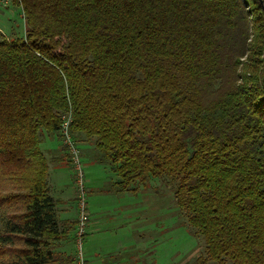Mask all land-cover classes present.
<instances>
[{"label": "trees", "instance_id": "16d2710c", "mask_svg": "<svg viewBox=\"0 0 264 264\" xmlns=\"http://www.w3.org/2000/svg\"><path fill=\"white\" fill-rule=\"evenodd\" d=\"M11 3L24 36L0 31V264H76L79 220L48 185L67 149L40 147L65 121L114 174L103 192L170 190L202 239L194 264H264L261 1Z\"/></svg>", "mask_w": 264, "mask_h": 264}, {"label": "rangeland", "instance_id": "374dc122", "mask_svg": "<svg viewBox=\"0 0 264 264\" xmlns=\"http://www.w3.org/2000/svg\"><path fill=\"white\" fill-rule=\"evenodd\" d=\"M264 7V0H260ZM0 31L6 37H23L24 20L21 10L11 0H4L0 5ZM264 58V53L262 54ZM46 137L41 149H68L62 136ZM73 139V137H72ZM74 140V139H73ZM80 151L86 189V223L82 252L88 264H194L203 249L201 238L190 233L181 222L182 213L175 210L169 195V189L153 186L137 194L125 193L123 196L103 192L114 182V174L108 167L94 163L89 149L92 142L74 140ZM66 151L65 159L61 157L62 166L49 168L48 185L51 195L58 199L57 211L60 220L73 221L78 218L79 210L75 194V172ZM62 155V154H60ZM68 160V161H67ZM67 161L68 166H64ZM110 211V212H106ZM8 210L0 207V232L3 231ZM90 222L95 223L92 235L89 233ZM77 228V226H76ZM74 226L70 234L74 235ZM76 236V234H75ZM88 236V237H87ZM60 244V242H59ZM64 250L74 255L77 253L76 242L70 241Z\"/></svg>", "mask_w": 264, "mask_h": 264}, {"label": "built area", "instance_id": "2783aa9c", "mask_svg": "<svg viewBox=\"0 0 264 264\" xmlns=\"http://www.w3.org/2000/svg\"><path fill=\"white\" fill-rule=\"evenodd\" d=\"M68 122L65 121L63 123V127L61 130L62 135V141L64 142L65 146L68 148V154L70 157V163L73 167V170L75 172V183L77 186V206L79 210V216L78 220L79 223L77 225L76 230V264H84V255L82 252V244H81V237L85 233L86 230V199H85V187H84V174H83V168L82 163L80 159L79 150L76 148L73 139L68 133L67 130Z\"/></svg>", "mask_w": 264, "mask_h": 264}, {"label": "crops", "instance_id": "0c3cea01", "mask_svg": "<svg viewBox=\"0 0 264 264\" xmlns=\"http://www.w3.org/2000/svg\"><path fill=\"white\" fill-rule=\"evenodd\" d=\"M58 149H50L49 151H57ZM62 163H63V161L60 163V164H53V166H52V168H55V167H59L60 165L62 166ZM49 177H50V174H49ZM106 212H110V211H106ZM91 224H90V227H89V230H90V232L88 233L87 232V235L88 236H90V234L92 235V233H94L95 232V230L97 231L98 229H96L94 226H95V223L94 222H90ZM87 236V237H88ZM111 264H112V260H111ZM139 264V263H138Z\"/></svg>", "mask_w": 264, "mask_h": 264}]
</instances>
